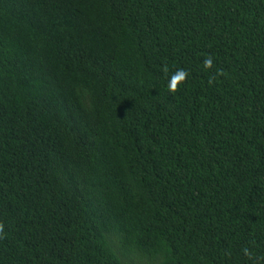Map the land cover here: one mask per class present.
<instances>
[{
    "label": "trees",
    "instance_id": "1",
    "mask_svg": "<svg viewBox=\"0 0 264 264\" xmlns=\"http://www.w3.org/2000/svg\"><path fill=\"white\" fill-rule=\"evenodd\" d=\"M0 264H264V0H0Z\"/></svg>",
    "mask_w": 264,
    "mask_h": 264
},
{
    "label": "clouds",
    "instance_id": "2",
    "mask_svg": "<svg viewBox=\"0 0 264 264\" xmlns=\"http://www.w3.org/2000/svg\"><path fill=\"white\" fill-rule=\"evenodd\" d=\"M206 66L211 67L212 61L211 59H208L205 61ZM189 75V73L186 70H179L175 74H173L169 80L168 88L171 91H175L177 88L178 83L181 81H184L185 78ZM245 252H247V249H245Z\"/></svg>",
    "mask_w": 264,
    "mask_h": 264
}]
</instances>
